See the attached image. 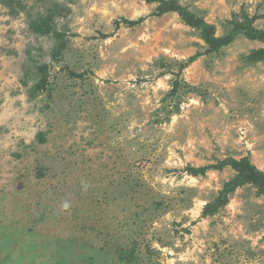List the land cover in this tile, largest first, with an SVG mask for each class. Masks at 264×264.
<instances>
[{"label": "rangeland", "instance_id": "rangeland-1", "mask_svg": "<svg viewBox=\"0 0 264 264\" xmlns=\"http://www.w3.org/2000/svg\"><path fill=\"white\" fill-rule=\"evenodd\" d=\"M23 1L18 14L0 3V264H264V195L246 185L203 218L235 172L186 171L245 156L264 171V63L242 58L264 45L240 37L199 57L173 98L180 64L206 48L178 14L144 0ZM52 1L67 9L59 60L56 40L29 28ZM179 1L218 36L242 13L264 29V0ZM43 64L49 84L33 95Z\"/></svg>", "mask_w": 264, "mask_h": 264}, {"label": "trees", "instance_id": "trees-1", "mask_svg": "<svg viewBox=\"0 0 264 264\" xmlns=\"http://www.w3.org/2000/svg\"><path fill=\"white\" fill-rule=\"evenodd\" d=\"M148 4H157L156 11L153 15L163 16L169 13H176L182 21L196 30L199 37L204 41L206 48L204 52H197L190 57L185 63L180 64V69L177 74L178 78L174 81L173 88L169 94L171 97L179 96L183 88L182 81L179 79L180 74L188 68L193 62L203 55H219L222 50L233 44L238 38L245 37L251 41H258L264 45V29H260L255 25L259 16H250L247 13H242L241 20L230 21L231 27L223 36L217 35L215 25L208 23L202 16L191 11L187 6L180 3L179 0H144ZM45 11L39 12L29 22V28L32 33L41 37H52L56 40V45L53 51V58L59 60L68 46L67 34L58 29L56 22L57 17L63 16L67 10L57 1H52ZM0 3L7 6L11 13L18 14L26 10L23 0H0ZM146 17L138 20H130L123 18L117 22L118 27L124 24L127 27H136L143 23ZM243 60L248 65H256L264 63V47L252 50L249 54L244 55ZM25 85L28 83L25 81ZM49 84V65L43 64L38 67L36 82L30 87V92L33 95H38L46 91ZM41 143H44L45 138L42 134L39 137ZM231 168L235 175L227 181L223 188L219 191L216 198L205 205L202 217L207 218L216 215L221 209L225 208L230 203V197L239 188L246 185L257 188L258 195H264V171L258 169L251 161L249 156L241 159L227 157L224 160H219L216 164L205 166H187V173L193 177L206 176L211 170L223 171L226 168Z\"/></svg>", "mask_w": 264, "mask_h": 264}, {"label": "clouds", "instance_id": "clouds-1", "mask_svg": "<svg viewBox=\"0 0 264 264\" xmlns=\"http://www.w3.org/2000/svg\"><path fill=\"white\" fill-rule=\"evenodd\" d=\"M82 184L84 185V188H85V190H86V188H87V185L86 184H84V182L82 181ZM70 203H69V201L66 199L62 204H61V208L63 209V210H68L69 208H70Z\"/></svg>", "mask_w": 264, "mask_h": 264}]
</instances>
